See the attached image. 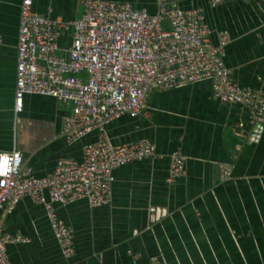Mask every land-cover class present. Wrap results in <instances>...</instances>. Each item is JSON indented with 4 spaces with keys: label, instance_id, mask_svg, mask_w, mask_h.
<instances>
[{
    "label": "crops",
    "instance_id": "0c3cea01",
    "mask_svg": "<svg viewBox=\"0 0 264 264\" xmlns=\"http://www.w3.org/2000/svg\"><path fill=\"white\" fill-rule=\"evenodd\" d=\"M85 1L34 0V10L76 19ZM114 1L154 14L160 0ZM169 1L203 8L213 41L218 32L231 36L225 61L232 79L264 92V0L217 7L207 0ZM20 4L0 0V152L20 151L23 170L40 178L61 158L82 159L83 147L99 134L68 144L62 132L69 109L50 97L27 95L23 111L15 112ZM106 134L116 146L148 139L157 156L114 172L111 205L92 209L82 200L57 207L75 231L72 259L61 256L43 207L23 198L4 231L30 242L8 246L12 264H264V127L250 123L247 109L216 99L211 83L200 82L154 91L144 116H122ZM176 149L187 157L186 175L168 184ZM220 164L233 166L228 180L220 179Z\"/></svg>",
    "mask_w": 264,
    "mask_h": 264
},
{
    "label": "built area",
    "instance_id": "2783aa9c",
    "mask_svg": "<svg viewBox=\"0 0 264 264\" xmlns=\"http://www.w3.org/2000/svg\"><path fill=\"white\" fill-rule=\"evenodd\" d=\"M207 1L217 7L235 0ZM212 36L203 8L183 9L169 0H160L154 14L130 2L86 0L81 16L70 20L41 15L34 0H21L15 112L23 111L27 95L50 97L69 109L62 132L68 144L94 132L99 137L83 147L82 159L61 158L40 178L23 170L20 151L0 152L12 169L0 176V264H12L9 245L30 242L4 231L7 217L26 197L43 207L61 256L75 257L74 228L59 217L57 207L82 200L92 209L111 205L114 172L157 156L148 139L116 146L106 134L122 116H144L154 91L210 82L216 99L247 109L250 123L264 127V92L232 79L225 61L231 36L218 32L215 42ZM186 163L181 149L171 152L168 184L186 175ZM219 170L222 181L233 174L231 164H220Z\"/></svg>",
    "mask_w": 264,
    "mask_h": 264
},
{
    "label": "clouds",
    "instance_id": "9594fccd",
    "mask_svg": "<svg viewBox=\"0 0 264 264\" xmlns=\"http://www.w3.org/2000/svg\"><path fill=\"white\" fill-rule=\"evenodd\" d=\"M0 161H2V164H0V176H6L10 171H12V169L8 167V157L6 155L0 156ZM0 183H2V181H0Z\"/></svg>",
    "mask_w": 264,
    "mask_h": 264
}]
</instances>
